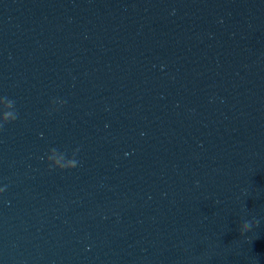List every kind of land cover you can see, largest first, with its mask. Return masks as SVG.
I'll return each instance as SVG.
<instances>
[{
    "label": "clouds",
    "instance_id": "9594fccd",
    "mask_svg": "<svg viewBox=\"0 0 264 264\" xmlns=\"http://www.w3.org/2000/svg\"><path fill=\"white\" fill-rule=\"evenodd\" d=\"M66 101L60 100L58 98H54L52 101L53 105H60ZM56 110V109H53ZM18 111L16 109V102L15 100L7 97V96H0V130H2L5 125L12 123L18 119ZM79 149H75L72 153L71 157H68L67 154L59 149L53 147L47 153V161L49 163L50 169H72L78 165V160L76 159V155ZM6 187L0 188V193L6 190ZM259 221L256 220H245L239 228L240 235H244L251 231L254 226H258Z\"/></svg>",
    "mask_w": 264,
    "mask_h": 264
}]
</instances>
